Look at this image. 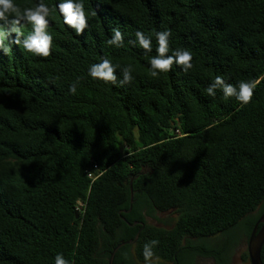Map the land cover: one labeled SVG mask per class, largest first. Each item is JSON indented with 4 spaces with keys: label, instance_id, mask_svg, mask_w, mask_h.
Listing matches in <instances>:
<instances>
[{
    "label": "trees",
    "instance_id": "1",
    "mask_svg": "<svg viewBox=\"0 0 264 264\" xmlns=\"http://www.w3.org/2000/svg\"><path fill=\"white\" fill-rule=\"evenodd\" d=\"M44 2L52 9L57 0ZM84 4L96 15L81 35L51 12L49 56L11 38L0 51V264H53L58 252L74 264H109L138 232L113 264L145 263L151 239L159 240L152 260L196 264L203 254L230 264L264 211V0ZM115 26L125 37L118 49L105 43ZM137 29L170 30V52L190 50L192 69L173 64L152 77L148 57L129 42ZM102 57L131 64L134 81H93L87 68ZM217 75L260 79L242 105L220 91L207 96ZM169 211L171 227L148 222Z\"/></svg>",
    "mask_w": 264,
    "mask_h": 264
},
{
    "label": "clouds",
    "instance_id": "2",
    "mask_svg": "<svg viewBox=\"0 0 264 264\" xmlns=\"http://www.w3.org/2000/svg\"><path fill=\"white\" fill-rule=\"evenodd\" d=\"M63 18L65 25L74 30L76 35H81L89 27V19L96 15L93 11L86 13L84 0H57L55 7L50 9L44 0H36L32 7L21 8L15 0H0V24H7L9 27H0V51L7 52L5 41L11 38V42L20 46L25 52L36 57H47L53 44V36L48 31L49 17L52 11L57 10ZM27 23L31 30L25 35L20 25ZM110 36L105 43L110 47L121 48L124 44V33L119 26L109 29ZM135 39L129 42L133 46L143 50L142 54L147 58L146 63L150 69V75L157 77L172 69L173 64L178 66L185 74L192 69V52L186 47L169 49L171 31L168 29L157 30L154 33L146 34L137 29L134 33ZM153 39L155 40V54L148 56L153 51ZM87 75L93 81L111 82L114 85L123 87L134 81L133 66L127 64L121 66L114 64L107 57H102L98 62L92 63L87 68ZM259 79L239 80L236 83H228L222 75L215 76L206 87L205 92L209 97H216L217 91L222 93L223 99L234 98L242 105L248 104L253 97ZM79 81H77L78 83ZM68 91L72 95L77 94V84L69 85ZM159 245V240L151 239L146 241L142 247V256L145 264H151L154 256V249ZM53 264H74L66 259L63 253H56Z\"/></svg>",
    "mask_w": 264,
    "mask_h": 264
},
{
    "label": "water",
    "instance_id": "3",
    "mask_svg": "<svg viewBox=\"0 0 264 264\" xmlns=\"http://www.w3.org/2000/svg\"><path fill=\"white\" fill-rule=\"evenodd\" d=\"M131 203H133V193L131 194ZM264 212V211H263ZM143 224L142 222H135L130 225ZM139 232L133 240L127 242H121L112 251L109 264H113L116 252L125 244H133L138 239ZM264 247V213L256 222L252 232L250 233L247 252L249 256L250 264H264V258L262 257V250Z\"/></svg>",
    "mask_w": 264,
    "mask_h": 264
},
{
    "label": "rangeland",
    "instance_id": "4",
    "mask_svg": "<svg viewBox=\"0 0 264 264\" xmlns=\"http://www.w3.org/2000/svg\"><path fill=\"white\" fill-rule=\"evenodd\" d=\"M157 218H148V222L152 223L157 226H163V227H171L176 219V214H174L172 211L169 212H163V213H157ZM247 251V244L244 242H240L239 245L236 246L234 249L233 255H231L233 258L231 260L230 264H250V261H244L243 260V254ZM200 263L202 264H214L212 260H200Z\"/></svg>",
    "mask_w": 264,
    "mask_h": 264
},
{
    "label": "flooded vegetation",
    "instance_id": "5",
    "mask_svg": "<svg viewBox=\"0 0 264 264\" xmlns=\"http://www.w3.org/2000/svg\"><path fill=\"white\" fill-rule=\"evenodd\" d=\"M263 212V211H262ZM264 213V212H263ZM262 213V214H263ZM262 214L259 216V218L262 216ZM258 218V219H259ZM248 240H249V238H242V240H241V242H244V243H246V244H248ZM237 246V245H236ZM232 257V256H231ZM233 258V257H232ZM232 258H231V260H232ZM155 260H158V262H160V263H166V264H176V263H173V262H171V261H165V260H163V258L162 259H159V258H156V259H153V260H151V263H153ZM200 260H203V261H206V260H212V262L214 263V264H217L216 263V261H214V259L213 258H211V257H209L208 255L206 256V255H203V254H198V255H196V257H195V263L196 264H202V263H200ZM119 264H124L123 262L122 263H119ZM143 264H145V263H143Z\"/></svg>",
    "mask_w": 264,
    "mask_h": 264
}]
</instances>
